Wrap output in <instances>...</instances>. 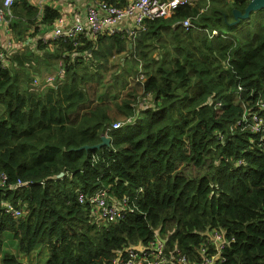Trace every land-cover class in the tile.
I'll use <instances>...</instances> for the list:
<instances>
[{"label":"trees","instance_id":"1","mask_svg":"<svg viewBox=\"0 0 264 264\" xmlns=\"http://www.w3.org/2000/svg\"><path fill=\"white\" fill-rule=\"evenodd\" d=\"M14 1V37L41 34L0 65V264H30L4 251L10 238L24 254L45 245L43 264H119L128 249L158 237L194 262L205 232L214 229L232 238L220 264H264V135L238 125L246 109L264 114V8L237 21L234 9L244 13L250 0H212L208 7L200 0L148 19L135 38L104 33L75 47L42 40L60 14L55 3L40 11L31 0ZM159 46L162 52H151ZM41 50L62 59L65 71L45 92L28 68ZM78 52L89 58L74 57ZM114 55L132 78L139 72L138 87L100 99ZM135 92L147 97L138 106ZM119 120L122 127H112ZM103 134L110 144L83 148ZM181 162L207 170L187 177L176 172ZM19 179L28 185H17ZM102 189L113 201L137 195L138 209L97 220L78 196Z\"/></svg>","mask_w":264,"mask_h":264},{"label":"built area","instance_id":"2","mask_svg":"<svg viewBox=\"0 0 264 264\" xmlns=\"http://www.w3.org/2000/svg\"><path fill=\"white\" fill-rule=\"evenodd\" d=\"M38 1L41 3L39 5L40 11L45 8L47 3H54L53 0ZM80 1L83 2V0ZM197 1L200 0H130L125 3L96 0L94 5H87L83 11L75 5L63 10L56 4L60 8L61 14L53 21V26L47 28V33H50V35H47L45 40L54 41L62 38L66 41H72L76 47L79 43H82L83 38H92L95 41L103 33L127 34L135 38L146 30L145 23L148 19L170 16L178 6L194 4ZM14 4V0H2L0 4V31L2 32L0 33V65L2 66L10 64V56L16 45H22L29 41L27 38L18 40L12 33L9 22L14 17ZM182 23L186 27L192 25L189 18L184 19ZM49 29L52 30L49 31ZM26 46H29V44ZM59 71L65 75L63 67ZM38 78V75L34 76V83L44 84L42 80L45 79V76L40 80ZM139 78L144 79V74H140ZM46 79L53 82L55 75L50 74ZM261 104H264V100ZM119 125L120 122L114 123V127ZM238 125H243L242 128L246 126L252 132H259L264 135V114L253 109H246L244 115L238 121ZM78 197L80 203H89L93 215L98 220L115 221L138 209L136 204L137 195L134 197L124 196L117 202L110 200L108 193L102 189L90 197L82 192L79 193ZM10 210L16 214L20 213L19 209L11 208ZM204 235V241L198 248L200 260L191 262L187 255L181 254L178 258H175V251L170 250L168 254L164 244L165 241L158 237V241H152L143 248L139 247L138 250L128 249L129 256L126 259L120 257L118 259L119 264H142L145 262L149 264H170L169 261H166L165 254L172 261L177 260L180 264H220L224 258L222 254L223 247L232 242V238L227 237L225 232L220 229L205 232ZM176 251L181 253L180 249ZM152 255H156L159 259L151 257Z\"/></svg>","mask_w":264,"mask_h":264},{"label":"rangeland","instance_id":"3","mask_svg":"<svg viewBox=\"0 0 264 264\" xmlns=\"http://www.w3.org/2000/svg\"><path fill=\"white\" fill-rule=\"evenodd\" d=\"M53 1L55 4L62 3V0H53ZM203 1L206 4V6L208 7V6H210L212 0H203ZM217 1H219L221 3L226 2L227 4L231 2V0H217ZM30 2L33 3L36 7H38V9L40 8L39 5H41V3L38 0H31ZM206 6H204V7H206ZM51 30L52 29H49V31H51ZM38 33L41 34V32H35V34H38ZM215 33H217L216 30L213 31V34H215ZM35 34H29V36H26L25 38H27L28 40L36 38ZM46 48H48V47H46ZM28 49H29V46H25L23 51L28 50ZM48 50L50 52H53V50H51V49H48ZM157 51H159V52L163 51L161 46H159L158 48H153L151 50V52H157ZM77 55H82V56H84L85 59L89 58V55L81 54L79 52L77 54H74V57ZM34 56L37 57L38 61H36V59H33L32 63L30 62V66L28 68L30 70L29 71L30 76H32L34 78V76L38 75L39 80L47 72L55 71L56 69L59 70L63 65L62 59L58 60V59H54L53 57L47 58V55L45 54V50H41L39 54L35 53ZM120 57H121L120 55L111 56L110 63L107 65L106 69L104 68L105 70L102 73V81H101V85L99 87L101 93L104 95H101L100 99H105V100H110V98L116 99V98L121 96V93H124L123 92L124 90H126V89L131 90L132 87H133V89L138 87L137 82L135 81V78L137 75H139L138 74L139 72L138 73L136 72V75L134 76V78H132L131 76H133V74L127 70L128 66L119 64ZM128 63L132 64L131 60L128 61ZM139 66H140V64H139ZM134 67L137 68V66H135V64H134ZM94 70H95V68H94ZM97 73H99V72H97ZM97 73H96V76L98 75ZM122 75L125 76L124 82L121 81V79H123ZM113 82L118 85V90H115V91L113 90L114 89V87L112 86ZM35 88H39L41 91L45 92L49 89V86L47 84H45V86H44V84H41V85L37 84ZM141 95H142V92L136 93V100H135L134 105L138 106L140 103H143L147 99V97L143 98V97H141ZM218 104H220V102ZM119 121H121V120H119ZM114 123L112 124L113 127H114ZM122 125H123V123L120 122V125L118 127H114V128L122 127ZM103 135H107V134H103ZM209 162H210V158H206L204 163L209 164ZM206 170H207L206 166H197L193 162H190V163L181 162V163H178V165L176 167L177 173L185 175L187 177L202 176L205 174ZM220 230L224 232V230H222V229H220ZM4 251L13 252L17 255V257L22 259V261L28 262L30 264H43V263H45L48 255H49V249L45 245L38 246L34 251H32L29 254H24L19 249L18 241L12 240L11 238L4 245ZM2 253H3V251H2ZM2 253L0 252V258H1Z\"/></svg>","mask_w":264,"mask_h":264},{"label":"bare ground","instance_id":"4","mask_svg":"<svg viewBox=\"0 0 264 264\" xmlns=\"http://www.w3.org/2000/svg\"><path fill=\"white\" fill-rule=\"evenodd\" d=\"M95 1L96 0H85V1H83L84 3H85V5H84V7H83V9L87 6V5H94L95 4ZM56 5V4H55ZM192 5V4H191ZM66 9H68V7L66 8ZM59 12H60V14H61V10L59 9ZM59 14V15H60ZM59 17V16H58ZM53 26V22L50 24V25H48V26H46V28H50V27H52ZM0 33H1V31H0ZM104 34V33H103ZM108 34H110V33H108ZM113 34H117V33H113ZM120 34V33H119ZM47 35H50V33H44L43 32V35H42V40H43V42L44 43H47V44H52L53 45V43L56 41V40H58V39H56V40H54V41H51V40H45V37L47 36ZM112 35V34H111ZM62 39V38H61ZM62 40H64V39H62ZM28 44V42L27 43H25V44H22V46H25V45H27ZM19 47V45H16L15 46V48H14V50H13V52L12 53H14V52H16V51H21V49H17ZM64 65H62V67H63ZM60 70V69H59ZM58 69H56L55 71H51V72H47L44 76H45V79H43L42 80V82L44 83V84H47L48 86H52V84H53V86L54 87H57V84H56V81H57V79L59 78V76H61L62 74L60 73V71H59ZM50 74H54L55 75V79L53 80V82L51 81H48L46 78H47V76L48 75H50ZM138 80H144V79H142V78H137ZM121 122V121H120ZM117 123V122H116ZM123 124H124V122H122ZM132 123H135V122H132ZM6 181H7V175H5V174H2L1 175V182H2V184H4V183H6ZM18 182H20V183H18ZM17 183L19 184V185H28V182H24V181H22V180H17ZM140 190H142V189H140ZM126 196H129V195H126ZM123 198V197H122ZM121 198V199H122ZM120 200V199H119ZM119 200H117V202L119 201ZM13 212V211H12ZM14 214H16L15 212H13ZM20 214V213H19ZM19 214H16V215H19ZM230 244V243H229ZM229 244H227V245H225L224 247H223V251H222V253L224 252V250L226 249V247L229 245ZM166 248V252H170V250H174V251H176L177 249H180L181 251H182V249L176 244V245H174L172 248L173 249H170V248H168V247H165ZM181 255H186V254H184V253H182L181 252ZM224 256V258H223V262L225 261V255H223Z\"/></svg>","mask_w":264,"mask_h":264},{"label":"water","instance_id":"5","mask_svg":"<svg viewBox=\"0 0 264 264\" xmlns=\"http://www.w3.org/2000/svg\"><path fill=\"white\" fill-rule=\"evenodd\" d=\"M264 8V0H250L248 5L246 6L244 13L238 9H234L235 17L237 18V21L239 18H247L252 11L260 10ZM130 46H132V43H130ZM110 144V138L107 135H102L101 142L94 144V145H84L83 148H100L102 146ZM63 172L60 173L62 175Z\"/></svg>","mask_w":264,"mask_h":264},{"label":"crops","instance_id":"6","mask_svg":"<svg viewBox=\"0 0 264 264\" xmlns=\"http://www.w3.org/2000/svg\"><path fill=\"white\" fill-rule=\"evenodd\" d=\"M118 2L123 1L124 3L130 0H117ZM61 9H66L69 6L75 5L79 7V10H84L83 7L85 5L84 2H81L80 0H62V3L57 4ZM2 33V32H1Z\"/></svg>","mask_w":264,"mask_h":264}]
</instances>
